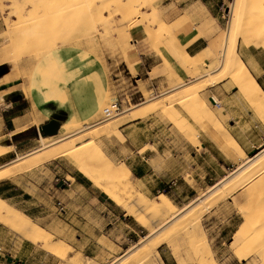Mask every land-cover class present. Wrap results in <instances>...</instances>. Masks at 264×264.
<instances>
[{"label": "rangeland", "instance_id": "374dc122", "mask_svg": "<svg viewBox=\"0 0 264 264\" xmlns=\"http://www.w3.org/2000/svg\"><path fill=\"white\" fill-rule=\"evenodd\" d=\"M14 1L15 6L10 0H0V73H4L1 77L5 76L0 77V147L12 148V152L0 158V168L12 167L15 154L24 155L36 148L37 129L49 118L47 114H37L33 107L32 110L27 108L24 98L25 93L29 95V81L35 65L56 50L74 48L80 52V58L92 54L101 63L109 80L105 101L99 109H102L101 112L98 110L88 120L77 121L92 126L86 132L92 136L97 134V137L93 136L95 145L116 167L123 164L127 167L143 165L141 158L148 157L153 176L147 179V186L155 187L161 183L163 188L158 193H147L144 186L132 179L131 174L137 194L149 201L165 194L177 210L187 208L171 220L165 230L149 237L148 231L134 217L126 216L124 209L67 160L58 158L10 180L0 181L4 197L0 199L29 216L53 241H62L72 247V251L66 259H58L44 251L39 243L25 240L0 223V264H113L119 258L115 264H120L129 262L140 249L152 247L146 264H198L195 256L198 242L203 243L205 251L210 252L206 253L208 264L210 261L215 264H264V228L258 240H249L253 229L263 225L264 202H259L264 200V173L257 174L248 186L234 189L241 178L256 173L255 164L262 161L264 126L257 118L254 119L255 125L239 126L233 131L252 145L249 150L260 151L252 158L246 157L252 169L249 167L234 172L235 166L222 162L227 155L222 151L224 155L214 154L215 144L198 129L192 118L183 113L178 118L174 117L175 110L181 109V94L186 90L193 93L196 90L222 120V109L210 99L212 94L204 90L225 80L228 81L227 87L231 84L230 76L225 74V64L231 63V58L226 57L225 61L218 51L227 40L229 43L235 41L238 54L237 47L242 44L243 35L239 32L240 28L233 31L235 28L232 25L236 21L240 0H219V3L218 0H211V5L218 10L215 13L218 24L214 18L208 17L198 26L191 22L189 8L180 10V0H142L143 5L138 0L135 3L133 0H115L114 3L104 0ZM259 3V0H248L244 5L247 18L251 12L257 11L253 8L258 7ZM128 6L133 9L129 7V10ZM10 8L16 10L10 12ZM19 12L23 17L21 21L17 20ZM172 12L173 21L168 23L166 15ZM152 17L157 23L151 22ZM59 20L66 27L58 25ZM252 23V30L260 28L259 20ZM159 24H166L167 27L159 28ZM139 27L143 32L140 42L142 52H153L161 60V64H155L151 71H147L149 74L145 70L135 73L129 64L136 69L132 34ZM246 27L250 25H245L244 29ZM228 31L234 32V35L228 34ZM250 33L245 31L243 40H247L252 35ZM194 34L196 36L190 43L196 37H203L209 43L208 49L201 55L190 56L193 61L200 59L196 62L201 73L199 77L194 75L189 64L192 60L183 65L178 60V49H185ZM253 44L259 47L257 43ZM213 53L217 55L214 61L208 57ZM4 60L8 61L6 65L3 64ZM120 60L125 66L118 64ZM178 70L183 72L185 79L179 78ZM136 75L141 76L142 82H135L138 80ZM145 78L153 82L147 89L143 82ZM211 79L215 81L214 85H209ZM137 90L138 94L141 92L142 99H139ZM224 90L221 88L218 92L223 96ZM232 92L238 96L236 89ZM16 96L18 100L14 98ZM13 98L16 101H12ZM216 99L220 101V97ZM143 102L145 104L140 110H131L133 105ZM114 103L118 105V114L103 121V110ZM14 116L19 118L11 122ZM32 118L39 120L38 126L32 125ZM133 119L142 123L121 131L127 122L136 121ZM77 121L73 120L72 123ZM63 122L66 121L60 125ZM223 126L231 131L228 124ZM21 127L24 130L15 134L14 131ZM92 136L87 134L74 146L82 145ZM199 141L205 145L201 146ZM136 150L140 156L135 155ZM222 165L224 170L220 168ZM88 173L97 176L101 172L89 167ZM217 181L215 186L209 188ZM206 190L211 191L202 193ZM146 216L139 214L143 221ZM194 219L197 226L189 236H176L168 230L170 226H175L176 230L186 231ZM25 231L28 232V228ZM239 233L244 235V239ZM162 239L166 240L165 243L155 246ZM135 247L139 251L133 250ZM124 252L131 253L123 257Z\"/></svg>", "mask_w": 264, "mask_h": 264}, {"label": "bare ground", "instance_id": "6f19581e", "mask_svg": "<svg viewBox=\"0 0 264 264\" xmlns=\"http://www.w3.org/2000/svg\"><path fill=\"white\" fill-rule=\"evenodd\" d=\"M23 1H27V0H23ZM52 1L53 0H51V2ZM105 1L114 3L115 0H104V2ZM134 1L135 0H133V2ZM138 1L140 2L142 0H138ZM259 1L260 3L257 4L258 7L253 8V9H257V11L254 10L253 12H251V16L247 18L246 16L247 13H245L244 5L248 2V0H240V4L236 11V21L235 23H233L232 26L235 28L233 31H235L236 28L241 29L239 32H241L243 36H241L242 38L240 42L242 43L241 45L243 47H249L253 43H257L260 49L264 51V0H259ZM10 2L13 3V4L10 3L12 5L15 4L14 0H10ZM44 4L45 3H43V5ZM141 5H143V2L141 3ZM129 7L130 6H128L129 10L133 9L132 7H130L131 8L130 9ZM14 8L13 9L10 8L9 9L10 12L15 11L16 9ZM20 12L17 15V20L21 21L23 20V17L21 16ZM62 20H59L58 22L60 23L62 22ZM254 20L260 21L261 25L259 29L252 30V28L254 27L251 24H253L252 22H254ZM151 22L155 24L157 23V20H155L152 17ZM63 23H60L58 25L63 26ZM247 24L250 25V27H246L244 29L245 25ZM68 26H70V24ZM63 27H66V26H63ZM158 27L165 28L167 27V25L159 24ZM174 28H177V27H174ZM60 29L63 31L62 28ZM245 31L251 32L250 34H252L250 37L247 38V40H243ZM231 33H233L234 35V32H231ZM231 33H229L228 31V34H231ZM197 39L198 37L195 38V40ZM233 42L235 43V41ZM234 43H231V42L229 43L227 40V42H225L224 44L220 46L219 51H218L219 54H222V57L223 59H225V61H226V57L231 58V61H230L231 63L228 62L227 64H225L224 62L225 67H226L225 74L227 76H230L231 78V84H229L228 88H231V89L234 88L238 91L239 97L244 99L249 104L250 108L255 112L259 121L264 126V93L259 87V85L256 83V81L254 80L252 74L250 73L246 65L239 58L235 50ZM178 53L183 63L190 62V60H192L189 64L193 68L194 75L197 77L201 76L200 75L201 73L199 72L196 66V62L199 61L200 59L193 61V59L188 55V53L186 52L184 48H180V50L178 49ZM213 54L214 55L212 56V60L214 61L217 55L215 53ZM208 74L209 73H207V75ZM208 83L209 85H212V84L214 85L215 81L211 79L209 80ZM202 87H204V85ZM183 88L185 89V87ZM29 95L26 93L24 94L26 98H29ZM199 96L200 95L197 94L196 90H194V93L186 90V92L181 94L180 96V98L182 99V102H181L182 104L180 105L181 109L180 111L175 110L174 117L178 118L182 116L181 115L182 113L186 114L187 117H190V119L192 118V120L197 124L196 126L198 127V129L202 133H204L215 144L216 148H218L220 151H222L226 155L228 156L230 155L234 159L235 158L239 160L242 159V162H240L236 166L234 172H240L241 170H244L245 168H249V167L251 168L252 165L248 164L249 160L246 159L245 153L242 150V148L239 146L237 141L229 133L227 128L223 126L217 114L213 110H211ZM172 98H173V95L171 96V99ZM111 106L112 105H110L109 108H105L103 110L102 115L105 116V119L103 118L104 119L103 121L107 120V118L112 117L113 114L114 115L118 114L114 109H112ZM106 109H108L107 112L105 111ZM101 110L99 111L101 112ZM165 113H168V111H166ZM41 118L42 117H40L39 119ZM31 123L34 126H38L39 120H37V118L36 119L32 118ZM91 128L92 126H89L87 122L86 123L77 122L75 124H70L68 123V121L63 122L60 125L59 130L55 136H52V137L39 136V138H37L36 140L37 146L36 148H34V150L24 155L15 154L14 158L12 159V164L14 166L12 165V167L8 166V167L0 168V181L10 180L17 175L22 174L23 172L38 168L41 165L43 166V164L49 161L56 160L58 158H63L67 160L72 166H74L76 170H78L90 182H92L110 200H112L113 202L118 204L122 209H124L126 212V216L134 217L135 221H137L144 229L148 231L149 237L154 236L156 233H159L162 230H165L166 226H168L171 220L176 219L177 216L180 215L185 210V208H187V206L185 208L177 210L173 202L165 194L159 195L153 201H149L146 197H143V195L137 194L136 186L134 185L131 179V172L129 171L128 167L125 166L124 164L120 165L119 167H116L112 162L108 161V159L101 152L99 147L95 145L94 138H93L94 135L92 136V134L86 132L87 130H90ZM23 130H24L23 127H21V128L16 129L14 133L16 134V133L22 132ZM87 134H89V136H92V138L82 143V145L74 146V144L77 141L83 140ZM94 137H97V134ZM10 152H12V148L10 146L0 147V158L6 156ZM261 158H262L261 163L255 164V167H257L256 173L246 178L244 177L243 179L241 178L240 179L241 181L239 180L240 181L239 183L236 181L238 184L234 187V189L244 188L248 186V184L254 180L257 174L264 173V155ZM89 167L97 169L101 173L97 176H92L88 173ZM262 202H264V200H261V202L259 203L261 204ZM140 213L142 214L144 213V215H147L146 216L147 218L145 219V221H143L139 217ZM195 221H196L195 219L192 220L191 226L186 231L176 230L177 228L175 226L173 227L170 226L168 230H171L172 234H175L176 236H179V235L181 237L185 235L189 236L192 230H194L195 226H197V222L195 223ZM0 223L7 226L14 233L20 234L22 238H24L25 240L31 243H35V244L39 243L41 245V248L44 251L48 252L49 254H51L52 256L58 259H61V260L66 259L67 254H69L72 251V247H70L69 245H67L66 243L62 241H53L52 237L50 235L45 234V230L42 229L38 224L33 222L28 216L24 215L20 211L15 210L11 206L4 203L1 199H0ZM25 228H28V232L25 231ZM263 228H264V220H263V225H257L253 229V231L250 234L249 240L250 241L258 240V238H260L261 236V232ZM241 233L239 234L241 235ZM243 236L241 235L242 238ZM165 241H166L165 239H162L158 241L155 244V246H159L165 243ZM140 246H142V244ZM137 248L138 247H135L133 250L135 249L137 250ZM151 249H153V247ZM151 249L142 248L140 249L141 251L137 253V255L133 259H131L129 262L125 263L124 261L120 264H144L145 262L147 263L149 262L148 260L149 255H151L150 253L152 252V251L150 252ZM195 249H196L195 256L197 257L198 264H208L206 261V253H210V252L205 251V247L203 243L198 242V245L195 246ZM239 250L240 249H238L237 251ZM130 253L124 252L123 257L129 255ZM235 253H236V250L234 251V254ZM119 259H115L112 263L115 264L116 262H118ZM210 264H215V262L210 261Z\"/></svg>", "mask_w": 264, "mask_h": 264}, {"label": "crops", "instance_id": "0c3cea01", "mask_svg": "<svg viewBox=\"0 0 264 264\" xmlns=\"http://www.w3.org/2000/svg\"><path fill=\"white\" fill-rule=\"evenodd\" d=\"M161 1L166 2L168 0ZM219 2L220 1L218 0V3ZM181 5L182 7L180 8V10H185L188 8L190 9L189 18L192 19L191 22L193 23V25H200L208 17L214 18L217 23L215 13L217 14L218 10L214 8V5H211V0H180L178 2V6ZM166 18L168 19V23L172 22V19L174 18V13L172 12L169 15H166ZM139 29L140 27L137 28L132 34V38L135 41V43L133 44L134 48L132 47L133 49H135V52L132 55L137 61L136 69L133 64H129L130 66H132L135 73L138 70L141 73L142 70H145L146 74H149L150 72L147 71H151L153 65L156 66L155 64H161V60L153 52L149 54H144L142 52L140 42L143 40V32ZM195 36L196 34L191 37V39L189 40V44L185 48L188 55L192 58L201 55L208 49L207 46H209V43H207V40L203 37H200L190 43V41ZM77 51L78 50H75L74 48H64L56 50L55 52H52L44 56L41 60H39L38 63L35 65L33 72L31 73L32 76L29 81V94L31 96L29 95V98H32L29 99L24 96L27 108L32 110L33 107L34 111L39 115L47 114L49 118L46 120V122H48L51 115L58 116L60 123L62 121H68V123L73 124V120H88L98 112L101 105L105 101L106 94L109 89V80L106 72L103 70L101 63L97 61L92 54L89 53L86 55L85 58H80V52ZM237 51L241 59L243 60V63L246 65V67L252 74L254 80L264 93V51L257 47L255 44L251 45L250 47H243L239 44L237 47ZM165 56L169 58L168 55L165 54ZM208 57L210 58V60H212V56ZM75 59L77 61H75ZM178 60L179 63L183 65L181 57ZM7 62V60H4L3 64L6 65ZM118 64H122L125 66V64L121 60L118 62ZM178 71H180L181 75V77L180 75H178L179 78L181 80L185 79L183 72L181 70ZM135 77H137V75ZM137 78L138 80H136L135 82H142L141 76H138ZM143 82H145L146 84L145 89H147L150 84L153 85V82L150 78H145ZM227 83V80L219 82L218 84L211 86L205 89L204 91L205 93H211L212 95L209 96L210 99L215 100L216 103H218L219 108L222 109L221 122L223 124H228L229 128L232 131H229L230 134L237 141L239 146L243 149L245 157L252 158V156L254 157V155L258 154L260 151L255 152L249 150V147H252V145H249V142L243 141L241 139V136H239L236 132L233 131H235V129H237L239 126L248 124L255 125L256 122L254 119H257L258 117L244 99L239 97V95L235 96V92H232L234 88H228ZM221 88H225V90L223 91L225 95L223 96L220 92H218ZM136 93L138 94L139 91L137 90ZM217 96L220 97V101H217ZM138 97L139 99L143 98L141 92L140 94H138ZM144 104L145 102L133 105V109L131 110H140L141 107L144 106ZM18 117L19 116L12 117L11 122L16 121ZM71 118L73 119L71 120ZM140 123H142V121L138 120L134 122H127L126 124H124V127L121 129V131L128 129L132 126L140 125ZM254 128H256V126H254ZM199 144L202 146L203 142L199 141ZM219 153L223 154L218 148H215L214 154L220 155ZM135 155L140 156L138 150L135 151ZM141 160L144 161L143 165H128V168L130 169V172L132 174V179L138 184L144 186L147 190V193L153 191L155 193L160 192V190L163 188V185L160 182V184L155 187L149 188V186H147V179L153 176V170L148 163V157H142ZM239 161V159H234L230 155H227L225 159L222 160L224 164L228 163L231 166L235 167L239 164ZM220 168L221 170H224L223 165ZM227 176L228 175L221 177L220 180L226 178ZM219 181H217L214 185L210 186L209 188L215 186ZM208 190L202 193L208 194L211 191L210 190L209 192H207Z\"/></svg>", "mask_w": 264, "mask_h": 264}, {"label": "water", "instance_id": "95a60500", "mask_svg": "<svg viewBox=\"0 0 264 264\" xmlns=\"http://www.w3.org/2000/svg\"><path fill=\"white\" fill-rule=\"evenodd\" d=\"M17 95V94H15ZM12 101H14V99H12ZM60 120L58 119V121H51L49 123L43 124L41 125L38 129H37V133H36V138H39V136L42 137H52L55 136L59 130L60 127Z\"/></svg>", "mask_w": 264, "mask_h": 264}, {"label": "flooded vegetation", "instance_id": "af4514ba", "mask_svg": "<svg viewBox=\"0 0 264 264\" xmlns=\"http://www.w3.org/2000/svg\"><path fill=\"white\" fill-rule=\"evenodd\" d=\"M14 98L18 100L19 97L16 96V97H14ZM14 98H13V99H14ZM58 119H59L58 116H55V115L52 116V115H51L50 119H49L48 122H46V123H49V122H51V121H58ZM46 123H45V124H46Z\"/></svg>", "mask_w": 264, "mask_h": 264}, {"label": "built area", "instance_id": "2783aa9c", "mask_svg": "<svg viewBox=\"0 0 264 264\" xmlns=\"http://www.w3.org/2000/svg\"><path fill=\"white\" fill-rule=\"evenodd\" d=\"M212 101L214 102V104H216V101H215V100L212 99ZM111 105H112V106H111L112 109H114V110L118 113L119 108H118L117 103H114V104H111ZM105 111L107 112L108 109H106Z\"/></svg>", "mask_w": 264, "mask_h": 264}, {"label": "trees", "instance_id": "16d2710c", "mask_svg": "<svg viewBox=\"0 0 264 264\" xmlns=\"http://www.w3.org/2000/svg\"><path fill=\"white\" fill-rule=\"evenodd\" d=\"M4 73H0V77L3 75ZM14 101H16V100H14ZM62 121V120H61ZM29 131V130H28ZM25 133H28L27 131L25 132ZM0 197L1 198H4L3 197V189L2 188H0Z\"/></svg>", "mask_w": 264, "mask_h": 264}]
</instances>
